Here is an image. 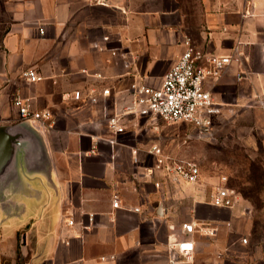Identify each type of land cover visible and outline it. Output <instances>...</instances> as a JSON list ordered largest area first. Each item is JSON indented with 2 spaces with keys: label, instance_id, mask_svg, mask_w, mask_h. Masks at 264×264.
Returning a JSON list of instances; mask_svg holds the SVG:
<instances>
[{
  "label": "crops",
  "instance_id": "0c3cea01",
  "mask_svg": "<svg viewBox=\"0 0 264 264\" xmlns=\"http://www.w3.org/2000/svg\"><path fill=\"white\" fill-rule=\"evenodd\" d=\"M186 38L214 55L239 45L240 59L205 83L220 105L213 128L264 163V0H0V125L22 120L17 96L51 113L32 122L35 166L21 155L0 187V264H210L226 246L242 249L240 264H264L245 199L218 206L149 172L154 146L175 153L163 119L128 110L125 131L108 126L132 106L133 83L162 84ZM29 68L43 78L25 80ZM185 222L197 227L191 260L176 248Z\"/></svg>",
  "mask_w": 264,
  "mask_h": 264
},
{
  "label": "built area",
  "instance_id": "2783aa9c",
  "mask_svg": "<svg viewBox=\"0 0 264 264\" xmlns=\"http://www.w3.org/2000/svg\"><path fill=\"white\" fill-rule=\"evenodd\" d=\"M185 45L186 49L167 71L159 87L132 84V106H123L118 113L108 118V126L111 129L116 132L125 131V112L132 110L139 115L160 117L167 123L190 122L209 135L214 133V118L220 112V105L210 90L206 88L205 83L208 78L218 76L233 61H238L242 52L237 45L235 51L230 54H208L193 45L190 38L185 39ZM125 65L130 66V63L126 61ZM21 76L29 82H36L43 78L33 68L24 70ZM95 92V89H92L89 94L92 102L98 100ZM102 93L107 96L110 89H103ZM72 97L81 99L82 92L75 90ZM257 102L264 108V95H259ZM14 104L18 107L22 119L43 120L51 117V113L47 110L31 109L28 101L21 96L15 97ZM152 151L156 154L157 160L154 168L150 169V173L153 174L155 169L161 171L173 183L199 181L201 170L196 161L169 155L158 146H154ZM225 180L224 177L212 195V202L215 205L230 206L233 204L234 190L227 185ZM155 184L160 186V182ZM118 203L114 201L113 204L117 206ZM69 223L73 224L74 220L70 219ZM196 228L194 222L183 223L180 239L176 241L179 254L186 260H191L195 251V243L191 235ZM242 241L246 243L248 238L243 237ZM175 262V259H171V263Z\"/></svg>",
  "mask_w": 264,
  "mask_h": 264
},
{
  "label": "rangeland",
  "instance_id": "374dc122",
  "mask_svg": "<svg viewBox=\"0 0 264 264\" xmlns=\"http://www.w3.org/2000/svg\"><path fill=\"white\" fill-rule=\"evenodd\" d=\"M167 134L171 136L167 145L174 150L173 156L190 158L196 161L201 170L198 182H180V190L192 189L207 191L213 195L217 185L225 177L235 196L245 199L252 205L257 238L264 234V163L258 156H252L240 137L233 139L217 128L209 135L190 122L167 123ZM172 154V153H171ZM249 240V239H248ZM241 242L242 237H241ZM248 244V242L244 243ZM234 252V253H233ZM242 249L230 251L228 246L215 253V260L210 264H240ZM233 253V254H232ZM186 262L184 261V264Z\"/></svg>",
  "mask_w": 264,
  "mask_h": 264
},
{
  "label": "water",
  "instance_id": "95a60500",
  "mask_svg": "<svg viewBox=\"0 0 264 264\" xmlns=\"http://www.w3.org/2000/svg\"><path fill=\"white\" fill-rule=\"evenodd\" d=\"M34 121L29 118L0 125V187H6L17 175L21 155L31 168L39 160L42 149L32 123Z\"/></svg>",
  "mask_w": 264,
  "mask_h": 264
}]
</instances>
